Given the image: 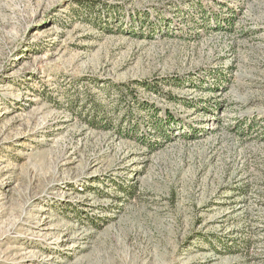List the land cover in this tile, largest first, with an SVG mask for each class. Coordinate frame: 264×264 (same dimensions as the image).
Listing matches in <instances>:
<instances>
[{"label":"rangeland","instance_id":"1","mask_svg":"<svg viewBox=\"0 0 264 264\" xmlns=\"http://www.w3.org/2000/svg\"><path fill=\"white\" fill-rule=\"evenodd\" d=\"M0 264H264V0H0Z\"/></svg>","mask_w":264,"mask_h":264},{"label":"trees","instance_id":"2","mask_svg":"<svg viewBox=\"0 0 264 264\" xmlns=\"http://www.w3.org/2000/svg\"><path fill=\"white\" fill-rule=\"evenodd\" d=\"M179 120L178 118H175V115L170 113L169 111H164L162 114V119L161 122L163 123V125L169 124L172 121H177ZM157 129H161V127L159 125H156V130Z\"/></svg>","mask_w":264,"mask_h":264}]
</instances>
